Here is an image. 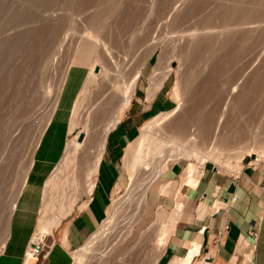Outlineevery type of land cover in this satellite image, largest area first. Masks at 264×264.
Returning <instances> with one entry per match:
<instances>
[{"label": "rangeland", "instance_id": "obj_1", "mask_svg": "<svg viewBox=\"0 0 264 264\" xmlns=\"http://www.w3.org/2000/svg\"><path fill=\"white\" fill-rule=\"evenodd\" d=\"M23 1L24 0L15 1V3L18 2L17 4H15V3H13L14 0H0V249H1V245H2L3 241H5V238H6V235H7V232H8L9 221H10V216H11L10 212H11V209H12L11 208L12 202L14 201V199H16L17 192L20 189L21 184L23 182V179H24V177L27 174L26 172L29 169L30 163L32 161V158H33L35 150H36V146H37L38 140H39V138H40V136H41V134L43 132V129L45 128L50 116L53 113V108L55 106V103H56V100H57V95H58L57 94L58 87L60 85V81L62 79V76L64 75V72H65V69H66L68 63L72 59L74 53L77 51L76 50L77 46H79V44H80L78 41H80V37L83 35L84 32L86 33L87 31H89V32H92V33L93 32L96 33V30H97L98 37L100 38L102 44L100 46L98 45V46L95 47V50H93V52H92L93 55L92 54L90 55L91 56L90 59L92 60L93 58H96L97 56L99 57V59H98L99 60V62H98L99 67L101 69L102 68L103 69H109L110 73L113 75V77H111L112 78L111 79L112 80L111 84H114V83L122 84L125 81L126 73L129 72V71L132 73L133 76H134V74H136L137 72L140 71V76H141L142 67L144 66V64L147 61L150 60L152 62V64L155 63V69H154L153 72H155V70H156L160 74H164L170 68L174 69L170 73H172V75L175 77V85H176L177 82H179V84L180 83L182 84L184 90L186 89V91H187L189 89H192L195 86L194 85L195 82H198V79L195 78V76L193 77V80L191 78L189 79V75L190 76L193 75L191 73L192 72L194 73V69L197 68L198 66L201 67V68H204L205 66L202 67V65H204V64L206 65L207 63H209V62L211 63L212 62L211 67L209 66V64H210L209 63L206 66V69L204 68L205 70L204 69L202 70L200 68L203 72H205V74L207 73L206 75L204 74V76H202V74L201 75L199 74L200 76H202L201 79H203L204 84H205V82H207L206 84H208L206 86V89L204 87L205 85L203 84L204 89L208 90L209 87L210 88L212 87L213 90H212V88L209 89L210 92L212 90V93H208V91H206L207 94H206V97H205V93L206 92L204 90V93H203V87H202V84L200 83L202 81L200 80L199 77L198 78L200 80L199 83L201 84V87H200V85H198L199 86V88H198L197 84H199V83H197L194 88L198 92L199 91L201 92V90H202V93L204 95L202 93H198L199 96L202 94L201 96L203 98L208 99L209 101L212 102V105H211V103H210L209 106L207 105V110H209L208 107H210V106L212 108L211 109L212 111L215 110L213 107H216L217 109H219L221 107L220 105H222V104L219 105V103H221L222 100H224L225 98H226L224 100L225 102L223 101L222 103L225 104L226 101H229V103H228L229 107H227V109L229 108L231 110L228 109L227 112H229V113L225 115V119H224L225 125H223V127H222V130H224L223 131V137L224 138L226 137V139L223 138L224 140H226L224 142H226V143L228 142L229 144L232 142V145L235 144V146H236L238 144V142H237L238 140L235 138L236 135H238V134L240 135V133L242 131H243L244 134L242 133L241 137H242V135H245L246 132L243 129H245L246 127L248 129H250L249 127H251V130H252L254 128L253 126L256 125V124H254L253 121H256L255 123H257V121H258V124H260V125L257 124L258 125L257 127L264 126L263 123H262V122H264V120H262V119H264V116H262L263 117L261 119L262 121L259 119V116L264 114V113L261 114V112H264V110H260L259 109L260 113L258 112V108L264 109V82H262L263 80H261V79H264V75H263L264 73H262V71L264 72V70H263V68H264V66H263L264 65V61H263L264 60V58H263L264 57V53H263L264 52V45L262 46V44H261V43L264 42V41H262V39H264L263 38L264 37V32H263L264 31V28H263L264 24L263 23L260 24V22H264V15H263V13H261L262 11L264 12V9H263L264 8V6H263L264 2L261 3V0H258V1L255 0V2H253V4L255 3V5H253L252 2H250V1H249L250 3H248L247 0L246 1L245 0H242V1L236 0L237 4L233 0H232L233 2H231L230 0H226V2L229 1L230 4L232 3L230 6L227 3L224 2L225 0L222 1L223 3H221V1H219L221 3V6H217V5L220 4L218 2V0H217V3L214 0H211V1L207 0V1L212 2V3L206 2V0L205 1L203 0V2H202V0H184V2H183V0H179L180 1L179 4L177 3L178 0H174L176 2V4H175V2L173 0H172L173 3H172L171 0L170 1L166 0L167 1V5H165V6L163 5L166 2L165 0H164L165 2L164 1L161 2L162 0H160V1L159 0L158 1L157 0H35V2H34V0H32V1L29 0L30 2H28V0H27V3L24 2V4H23ZM39 2H40V5L37 4ZM150 2H152V5L150 4ZM156 2L160 6L156 5ZM195 2L199 3L200 7L202 5L206 7L208 5V3H209V5H211V4H213V2H215L216 5H211V6H214L215 10L219 9V8H216V6L217 7H222L223 6L222 8H224V7L227 8V6H229V9H228L229 12L227 11L226 8H224L226 11L224 9H221V8L219 9V10H222V12L224 11L223 15H222L221 11L220 12L219 11L216 12L214 10V12H216L217 14L219 12L221 14V16H223V18L222 17L220 18L219 14H218L219 18H218L217 22H215V24H216L215 28L218 29L217 25L220 26L222 24L220 27L222 28V30L224 29L223 31H225L227 33L230 30V28H228L229 25L227 27L226 26L224 27L223 25L224 24L226 25L228 23V24H230L229 27H231V25L234 24V21L232 20L233 23H232L231 20H228V19L226 20V23L223 22V21L226 18H229L228 15H230V14L232 15L231 17H233V15L235 17V15L239 14L238 12H237V14H235L236 12L231 13L230 12V8L234 9V10L232 9V11H236V10L238 11L239 8H241L239 11H241L243 9H244L243 11H245V8H248V10H249V8H250V10H253L254 6L256 7V5L260 4L261 8L258 7V6H257V8L260 11L261 16L258 19H256V18H254L253 15H251L250 17H248L249 18L248 20L249 21H255L256 23L258 22V24L260 26L263 24V27L261 26V28H259V25H258V27H256L257 24L254 23L252 26L250 25L251 27L249 25H248L249 27L247 25H245L244 26L245 28H243V26L241 25L242 27L239 28L240 25H236V23H237L236 22L237 21L236 18L237 17L233 18V19H235V25L240 30H242L243 32L241 31L242 33H240V31L237 30V27H235V25H234L236 30L239 31V32H237V31L234 32L235 28L233 27L234 28L233 29L231 27V30L233 31V33H231L232 31L230 30V32H229L230 34H228V35H231V36H228V39H230V41L229 40L228 41L231 43V45L233 44V45H236V47H237L239 45L238 43L240 42L238 40H241V39L243 40L244 38L247 39L246 38L247 35L249 36V33H246L247 31H249V32L252 31V30L255 31L257 28H258L256 30L257 32H255V33H260V32H258V30L259 31L262 30L263 35H262V33L260 35H257L255 33L253 34L254 31H252L253 37H248V38H251V41H249L250 39L249 40L247 39L250 42L249 45H251L250 49H249V45L247 47V44L249 42L247 43V40L245 41V39H244L245 43H247V44H245V43H243V44L247 48L245 47V49H244V46L241 45L242 41H241V44H240L241 48L243 47V50H245V52L242 51V53L244 52L243 54L240 53L241 50H240V52L237 51L239 47L238 48H235V46H234V48L231 47L233 49L232 50L229 47L230 43L227 42V39H226L227 36H225V34H226L225 32L220 30L221 32L225 33L224 36L226 37L225 38L226 40H223L221 38V36L219 34L220 31L217 32V35H219V36H216V35H215L216 37L213 36L215 31H217V29L215 30V28L213 27L214 23L212 22V21L215 20L214 19L215 17L217 19V15L214 13L215 14V17H214L213 16L214 14H212L213 11L210 12L211 10H213V7H210V6L208 7L207 6L208 8H210V11H209L210 13L208 12L207 14L212 15L214 18L212 16H209V15L205 14L206 11H207V7L206 8L204 7L205 9L201 7V9H200L198 4L195 3ZM204 2H206L205 3L206 5H204ZM238 2H240L239 4H241L242 2H244V3L239 7L238 6L239 5ZM246 2L248 4H250V5H252L253 8L250 5H249V7L245 6V5H247ZM256 2L257 3L260 2V3L256 4ZM21 3H22V5H21ZM31 3H33L32 5H34V7L31 6L32 9L29 6ZM34 3H36V4H34ZM169 3H171L170 6L168 5ZM18 4H19V6H18ZM27 4H29V5L27 6ZM154 4H155V6H154ZM161 4H162L163 7L161 6ZM173 4H175V7H177L175 11L176 12L179 11V12L175 13V11H174L172 13L174 15L171 14L173 18L170 15L169 19L167 18V20H166L167 23H166L165 20H162L161 22H158V24H159L158 25L157 22H156V19L158 21H160L163 18L162 14L163 13H165V14L167 13V7L169 6L168 8H170L171 5H173ZM193 4H194V7L191 10H193L194 12L192 11L193 12L192 13V12H190L191 11L190 8H191V6ZM224 4H227V6H224ZM179 5H180V9H179ZM232 5H234V7H231ZM236 5L239 8L235 9ZM242 6H244L245 8H243ZM155 7H157V9L158 8L159 9L157 10ZM195 7L198 8V10H199L198 13L200 12L198 14L199 17L194 15L195 11L197 12V8H195ZM150 8H151V11H150ZM162 8H165V9L162 10ZM257 8H255V9H257ZM23 10H25L26 12H29L28 15L27 14L25 15L26 12L23 11ZM29 10H33L34 13H32L33 11H29ZM165 10H166V12H163ZM187 10H189L188 12L192 13L193 16H191L192 14L189 13V16L185 17L184 16L185 15L184 14L185 11H186V15H188ZM203 10L204 11L206 10L205 13H204ZM18 11H20V12L18 13V15H16V13ZM21 11H22V13H21ZM152 11H154L153 12L154 15L151 17L150 14L152 13ZM155 11H158L159 13H157ZM201 12H203V13H201ZM30 13H31V17H30ZM156 13H157V15H155ZM160 13H162V14H160ZM241 13H240V16H241ZM35 14H37V15L35 16ZM180 14H181V16H180ZM203 14H205V15H203ZM19 15L21 16V18H20ZM158 15L159 16L161 15V17H159ZM24 16H25V18H24ZM28 16H29V20L28 19L26 20V18H28ZM175 16H177V18ZM178 17H181L182 20L180 18H178ZM200 17H202L203 19L205 18L204 20L205 21L208 20V21H206V22L204 21L205 24L201 25V23H204V22H203V19L200 18ZM39 18H41L42 20L39 19ZM171 18H172V20H171ZM192 18H194V21L195 20L198 21L199 27H202L203 25H205V26H203V30H201V31L205 30L204 32H200V33L197 32V31H199V27L197 26L198 23H196V21H195V25L192 27V25H193L192 22H194ZM196 18H198L199 20L196 19ZM30 19H33V20L30 21ZM176 19L177 20L180 19L179 22L175 21ZM200 19H202L201 22H199ZM25 20L27 21L28 24L26 22H24ZM35 20H37L36 23L34 22ZM40 20H41V22H40ZM170 20L172 22L174 20L173 25H176L175 27L172 25ZM183 20H184V22H183ZM22 21H23V23H22ZM181 21L183 22L181 24L182 27L179 24H177V23H180ZM229 21H230V23H229ZM31 22H34L35 24L33 25ZM96 22H97V25L95 26ZM175 22H176V24H174ZM185 22H187V25L190 24V22L192 24H191V26L189 25L187 27V25L186 26L184 25V24H186ZM207 22H211V25H209V23H207ZM20 23L22 25L24 23H26V24H24L25 27H22L20 25ZM98 23H99V25H98ZM206 23H207L208 27L209 26H211V27L208 28ZM212 23H213V25H212ZM143 24L145 26H143ZM167 24L170 26V28H169V26ZM27 25H29V26H27ZM91 25H92V27L94 26V28L90 27ZM157 25H158L159 29H158ZM97 26L98 27H102V29H100L98 31L99 28L97 29ZM184 26H185V28H184ZM246 26L248 27L247 29H246ZM88 27H90V28H88ZM186 27H187V30H186ZM189 27H190V29H189ZM195 27L196 28L198 27V29H196ZM220 27H219V29H220ZM254 27H256V28H254ZM33 28L35 30H33ZM225 28H227V30L228 29L229 30L227 31V30H225ZM250 28H253V29L251 30ZM139 29H141L140 33H139ZM170 29L173 32H171ZM193 29L197 30V31H195L197 33L195 34V39H194L195 41L197 39L196 42H198V43H196V44H195V41L192 40L194 35L190 36L191 35V31L193 33H195ZM25 30L27 32H25ZM93 30H95V31H93ZM152 30H154V31H152ZM174 30H176V31L174 32ZM180 30L182 32H180ZM184 30H185V32H184ZM244 30H246V31L244 32ZM29 31H31V32L34 31V33L32 32L33 34L31 35V33H29ZM65 31H66V33H65ZM69 31H71V33H68ZM206 31H208V32H206ZM210 31H212V32H210ZM19 32H21V33H19ZM23 32H25V33H23ZM169 32H171L172 36L175 33V35H174L175 38L172 37V36L170 37L169 35H171V34H169ZM187 32H188L189 37L190 38L192 37L191 40L193 42H191V43L196 45L195 46L196 48L199 47V49H200V47L203 46V48L205 47V49H206L207 46L215 45L214 48L218 49V45L213 44L215 39H217V41L219 40L218 42H220V43L222 42L223 46L224 45H226V46H225V48L223 47L224 50L223 49H219L221 51L218 50L217 53L214 52V54L215 53L216 54L212 55V58H213L212 60L210 58H208L207 56L212 54L211 51L214 48L210 47V48H212V49H210L209 47H207V48H209L211 50L210 51L211 54L206 53V52L209 51V49L205 50L206 51L205 53H206L207 60L208 59L211 60L209 62L206 61V60H205V62L203 61L204 59H206V57L204 56L205 53H204V51H202L204 49L201 48V50L199 51L198 48H197L198 51L196 50L197 51L196 55L200 54V55L205 57V58L203 57V59H202V56H201V58H200L203 61L202 62L203 64H202V63H200L201 60L199 62L198 55H197L198 60H195V59H197L196 56L193 57V55H195L194 54L195 50H192L193 51V53H192V51L190 49H194L195 47H194L193 44L190 46L191 43H190V41H188L189 40L188 38L186 40V36H184V35H185V33L187 35ZM27 33L30 35V40H29V37H28L29 35ZM74 33L77 34V35L79 33H81V35H78L79 36L78 37ZM202 33H204V35H206L205 36L206 38H204ZM206 33H209V36H210V33H211V36L208 37V35ZM212 33H213V35H212ZM223 33L221 35L224 38ZM237 33L240 34V35H244L246 33L247 35L246 36H242L243 38H241L240 35H237L238 37L240 36L241 39H238V37H237V39H235L236 38L235 34H237ZM21 34H23V35H21ZM66 34L69 37H67ZM69 34L71 36L73 34L75 37H71ZM180 34L181 35L184 34L183 36L185 38L184 37L182 39L178 38ZM250 34H251V32H250ZM63 35H66V36H64L65 37V41L67 40V38L70 39V41H66V42H68L69 46L67 45L66 42H64L63 39H61V37L64 38ZM132 35H135V36H132ZM176 35H178V36H176ZM181 35H180V37H182ZM199 35L201 37H203L204 40L200 39L201 37H198ZM254 35L256 36L257 39L254 37ZM31 36H33V37H31ZM34 36H35V38H34ZM232 36L235 37V38L233 37L234 39L233 38L232 39L235 40V41L237 40V43L235 41H233L231 38H229V37H232ZM257 36H260L262 38L261 39L259 38V41H257L258 40ZM25 37H26V40L25 39L24 40L21 39V38H25ZM169 38H170V40L172 38L173 39L170 41ZM208 38L210 40H208ZM252 38H253V41H252ZM254 38L258 42V43L256 42V44H255L256 48H258L259 45H260V47L258 49L255 48ZM58 39H60V40H58ZM18 40H19V42H21L20 46L23 43L24 44L23 47L25 46V48L26 47H28V48L25 49V48H22V46H21V47H19L20 48L19 49L17 47V46H19ZM71 40H73V42ZM201 40H203V41H201ZM23 41L24 42L27 41V42L24 43ZM31 41L33 42V45L36 46V47H34L32 45L35 49H32L33 48L32 46H29V45L26 46L25 45V44H30L31 45ZM58 41H60L59 43L64 42V43H61V45L63 47H61V45L58 44ZM186 41H188L187 44H189V43L190 44L186 45V43H185ZM212 41H213V43H212ZM203 42H206V43L209 42L207 44H210V43H212V44L207 45L205 43V46H204ZM259 42H261V43L259 44ZM63 44H66V45H63ZM70 44H71V46H70ZM227 45H228L230 51L234 52V56H233V54H231V55L233 56V58L235 57L234 59L238 58L239 61H237V59H236V61L239 62V63L234 61V59H231V60L229 59L230 58L229 57L230 54L227 53V51H228V49H226ZM257 45H258V47H257ZM189 46H190V49L187 50ZM192 46H193V48H191ZM220 47H221V45L219 44V48ZM17 49H18V51L20 50L19 51L20 53H21V50H22V52L24 51L22 53V55L19 54ZM234 49L235 50L237 49V50L234 51ZM251 49L252 50L255 49L254 51H257V50H259V51L255 52V53H257L255 55V53H253L254 51H252ZM260 50H262V52H260ZM29 51L31 52V54H29L30 53ZM32 51L34 52V54L32 53ZM186 51L191 52L190 55L193 54L190 57L191 58L193 57L192 59L195 58L194 60L197 61L196 63H194V60H191V61H193L192 64H195V66L197 65L196 67H194L193 65H189L188 64V63H191V61H189L190 60L189 59V55L187 56V54H189V53L186 54ZM230 51H228V52H230ZM251 51H252V53H251ZM25 52H27V54H25ZM201 52L204 53V54H202ZM239 53L242 54L243 56L241 57V55ZM23 54H25V55H23ZM227 54H229V55H227ZM253 54L255 55V57L256 56L258 57V54L259 55L262 54L261 56H259L260 58L259 57H258V59H257V57L254 58L253 61L256 64H254L253 61H252V57H254V56H252ZM216 55H217V57H216ZM226 55L228 56V58H227ZM28 56L30 58H28ZM223 56H226V57H223ZM21 57H22V59H21ZM26 58H28V61L30 59L31 62H33V63H31L29 61L30 64L28 62V67H25V66L23 67L22 64L27 65V62L25 61V60H27ZM225 58L227 60L229 59L230 61L233 60V63L236 62L237 65H239L238 67L235 66L236 63L233 64L232 62H230L228 60V62L233 64V66H235L238 71L241 70L240 72L241 73L243 72L242 74H239L240 72H238L239 75L237 74L238 75L237 77L234 76V78L236 77L234 81L230 77L231 74L226 75L227 71H229L230 67L229 68L227 67L229 63L228 62H227V64L225 63L226 62ZM7 59L9 60L8 61L9 66H8V64H6L7 63L6 62ZM78 59L81 61L80 62L81 65H84L85 67H87L89 69V66L86 65L87 64L86 63V54H83V53L78 54ZM255 59H256L257 62L255 61ZM23 60L25 61V63H23L24 62ZM186 60H188V62ZM261 61H262V63H261ZM13 62L15 64H13ZM250 62L252 64H254V65L252 66L250 64ZM16 63L19 66H17ZM34 63H36V64L34 65ZM248 63H249V65H248ZM4 64L6 66H8V68H7V70H8L7 72L8 73L13 71L14 67L15 68L19 67V68H17V70L19 69L18 70L19 72L18 73H17V71L15 72L16 69L14 68V71L11 72L12 74L8 75V73L5 72V67L6 66L4 67ZM224 64H226V66ZM259 64L260 65L263 64V65L260 66ZM246 65L248 66V68H247ZM258 65L260 67H262V70L260 68H257L258 70L255 69L256 67H258ZM10 66H11V68L13 66L14 67L12 69H10ZM189 66L192 69L193 68L194 69L192 70ZM243 66H245L246 68H244ZM22 68H24V69H22ZM189 68H190V70H189ZM243 68L244 69H248V70L250 69V70L249 71H247V70L244 71ZM200 69L199 70L196 69L197 70V72L195 73V74H197L196 76H198V73H200ZM231 69L232 70H230L229 72L230 73L235 72V74H236V72H237L236 69L234 71H233L234 67H232ZM259 69L261 70L260 71L261 75L259 74ZM188 70L191 71L190 74H189ZM252 70H254V71H252ZM187 71H188V74H187ZM255 71L256 72L258 71V73H256ZM118 72H120L122 76L118 77L117 76ZM14 74L15 75L17 74V75L15 76ZM18 74H20V75H18ZM181 74H183V75L187 74V76H182L181 77ZM10 75H12V76H10ZM207 75L209 76L210 79L208 77H207L208 79L207 78H203V77H205ZM241 75H242V77H241ZM6 76H10V78L6 77ZM17 76L21 77V78H19L17 80V78H18ZM260 76H261V78H260ZM180 77L182 78V80H181ZM185 77H188L187 80L189 81V83H191V81L193 82L194 80L197 79V81H194V84H193L194 86L193 85H191L190 87L187 86V85H189V83H186L188 81L185 80ZM139 78H138V80L136 82L135 92H134V95H133L132 102H133L135 97H138L137 84H138ZM204 79H206L207 81L204 80ZM236 79H237V81H236ZM239 80H241L242 84H241V82H239ZM248 80H250V81L248 82ZM180 81H182V82H180ZM231 81L233 83H231ZM235 81L240 83L239 84V88H237V90H236L237 92L236 93H233L231 95V93L229 91H231V88H232L231 86H233ZM251 81H254V83H255V81L258 82L259 85L257 84V82L255 83L256 85H258L257 86L258 90L255 89V91H254V88L252 90L251 87L253 86L252 84H254V83L252 82V84L250 86L249 84H250ZM246 82H248L247 84L250 87L249 86L246 87ZM181 84H180V88L182 87ZM230 84H232V85H230ZM255 84H254V87H256ZM261 84L263 85L262 87H261ZM241 85L244 86L242 88H243V90L245 92L248 93V91L246 89L248 88V90H249L251 88L252 91H250V90L249 91L251 93L253 92L254 94L256 93L254 98H252L253 97V93L250 94V92H249L247 94L246 97H248V95H250L249 97H251V98H249L250 100H248V98H247V100H245V102H247V103H244V98H245L244 95H246V94H243L244 91L242 92V89H241L239 91L240 93L238 92V89L241 88L240 87ZM261 88H263V89L260 90ZM106 89H108V83L103 81L102 77H98L96 84L91 86V97H90L91 100H95V97H99V96L103 95L105 92H107ZM181 90H182V88H181ZM184 90H182V91H184ZM256 90L259 91V92H256ZM186 91H185V94H184V92L182 93V95H184L185 97H186ZM189 91H193V92H189ZM189 91L187 92L188 93L187 97L188 96L190 97L192 93H193L192 94V97H193L194 94H195L194 90H189ZM208 94H209L210 98H208L209 97ZM235 94H237L238 96H236ZM240 94H241V96H240ZM197 95L194 96V97H196L197 103H198V99L199 98L197 97ZM201 96H200V99H201ZM243 96H244V98H243ZM187 97L185 98L186 100L183 98V100H185L183 102H186V103L185 104L183 103L184 105H182L181 109H180V110H183V113H185V112L188 113L187 110L189 111V108H190V110H191V108L193 109L194 108L193 104L195 105V103H196V102H194V101H196L195 98H193L194 101L192 100V102H190L191 98H189V97L187 98ZM229 97H231L232 100ZM238 97H239L240 100L239 99H238L239 101L236 100L238 102L237 103L235 101V99H237ZM241 97H242V99H241ZM205 99H202V101H200V102H203V100L205 101ZM253 99H254V101H253ZM208 100H206V101H208ZM206 101L203 102V105H204V103L206 104ZM209 101H208V103H209ZM248 101H250V103H251V101H253V103H252L253 104L252 107L254 106L253 108H250L251 104L249 103L250 104L249 105ZM232 102H234L235 104L232 103ZM239 102H243L244 104L242 103V105H244V107L242 105H240ZM197 103H196V105H197ZM199 104L200 103H198V105ZM247 104L249 106H247ZM215 105H217L218 107L215 106ZM233 105H234V107H233ZM197 106H195V110L196 111H197V109H196ZM222 106H224V105H222ZM230 106H232L233 108H235V106L237 108H240V112H238V114L239 115L241 114L240 115L241 117H243L242 113L244 112L243 113V115H244L245 111H247L248 108L253 113L249 114L248 112H251V111L248 110L247 114H249V116L247 115V117H246V115H245L244 120L242 118V120L245 123L243 121H238V118H240V116L238 117L237 113L235 114L236 116L234 115V117L232 115L231 119L232 118L236 119L235 117H238L235 120V121H238V122L234 121L235 122L234 124L236 125L235 126L232 123L230 124V121H227L230 118L229 114L230 113L234 114L232 112L233 110L237 111L236 108L233 109ZM182 107L184 109H182ZM245 107H247L246 110H245ZM185 108H187V110ZM243 108H244V110H243ZM217 109H216V111H217ZM255 109L259 113V114H257V115H259L257 120H255L256 117H257L256 114H254V113H256ZM180 110L178 109L174 114H172V116L168 119V121H166L162 126H160V127L164 126V128L161 129L159 127L160 131L162 130L161 133L164 136H166V135L168 136L171 133H172L171 135H173L174 133L177 134L178 133V132L176 133L177 130L174 132L175 128L177 129V127H175V125L180 123L181 122L180 120H184L182 117L185 116L187 118V120H184L185 123H187L188 125H190L192 123L191 125H193V126L190 125L191 128L190 129L188 128L189 131L193 127V129L191 130V133L194 132V131H197V132H195L197 134H194V133H192V134L193 135H197V137L199 138L200 136H198V134L201 135V132L204 130L202 124L205 122V119H203L204 120L203 123L200 122L201 124L199 123V126L196 127V128H198V130H195L196 129L195 126L198 125V123L195 124L196 123L195 122L193 124V122L194 121L198 122L201 119V117H200V119L198 117L199 120L196 118L197 117L196 113H198V112L194 113L196 115V117L193 114V116H191L188 119L189 115L187 114L188 117H187L186 113L183 115L182 111H180ZM211 110H209V111L211 112ZM241 110H242V113H241ZM253 110H255V111H253ZM126 111L127 110H125V112L123 114V118L125 117ZM192 111L193 110H191L190 112H192ZM209 111H206V112H209ZM238 111H239V109H238ZM192 113H191V115H192ZM180 114L182 116H180ZM252 114H254V116H256V117L253 118V119H250V118L253 117ZM226 116H228V118H226ZM234 119H232V120H234ZM176 120H178L179 122L178 121L176 122ZM188 120H194V121L193 122H191V121L189 122ZM232 120H231V122H233ZM239 120H241V118ZM148 121H150V120H147L146 122H148ZM259 121L262 123V126H261V123H259ZM146 122H144L142 125L139 126V133H140L141 127ZM174 122L176 124H174ZM182 122L180 123L181 125L184 124V122L183 123ZM228 122L230 124V127H232V128L227 126V125H229V124H227ZM240 122H243V125ZM250 122H251V125H253V124L254 125L253 126L249 125ZM170 123L174 124V126H173L174 128L172 127L173 124L171 125ZM206 123H204V125ZM237 123H240V125L242 126V129H241V127L239 128L240 125L238 124L239 125L238 126ZM247 123H248L249 127H248V125L246 126ZM167 124H169V125H167ZM244 124H245V126H244ZM188 125L186 126V124H184V126H186V127H188ZM232 125L235 126L236 129L239 128V130L237 129L238 131L237 130L235 131V129H234V127ZM168 126H169V128H168ZM243 126H244V128H243ZM201 127L203 128V130H201ZM227 127H229V128H227ZM159 129H157V130H159ZM169 129H172V131L169 130ZM188 129L186 128V132H185L186 135L188 133V131H187ZM199 129L201 130L200 133H198ZM231 129L234 130L232 133H235L236 135H232V136L228 137V134L231 133L230 131H232ZM79 130H82V127H79L78 129H76L74 131V134L70 135L69 139H72L74 137V135ZM225 130L226 131L230 130V131L228 133ZM260 130L263 131L264 128L263 129L260 128ZM178 131H179V127H178ZM206 131L205 132L203 131L201 137H206L205 136L206 135L205 134ZM249 131H247V132H249ZM221 133H222V131H221ZM192 134H188V135L194 137ZM247 135H248V133H247ZM237 138H238V136H237ZM229 139L232 140V141L229 142ZM229 144H228V146L230 148H234L231 144L230 145L232 147ZM90 157H91V155L89 153L80 154L79 157H78V160H77L78 165H80L82 167L86 166L88 158H90ZM164 160L167 161L168 160L167 157L164 158ZM225 160H224V158L216 160V161L212 160L210 162H207L206 164L215 165L217 168H219L220 170L225 171V172L237 173L245 165L250 164L251 161H252V158L251 157H245L244 160H242V162L237 164V165H236L235 162H233V165L239 166V167H235V168L234 167L230 168L229 166H227L228 163H226L227 161H225ZM230 161H232V160H230ZM263 161L264 160H261L260 162H258V164H255L254 166H258ZM180 162H184L187 166L190 163L195 164L194 166H197L199 164L194 159H189V160H183L182 159V160H180ZM161 163H164V162H161ZM240 166H241V168H240ZM119 170L121 172V178H123L125 180V184L123 185V192L125 193V191H127L126 188H127L128 182H127V179H126V171H125V167H124V163H123V155H121V157H120ZM149 174H150V171H146L145 173L143 172L140 175V176H142V178L140 176H138V179L140 178L141 182L145 181L147 179V177H149L148 176ZM83 176H84L83 174L82 175L80 174V176H78L79 180H80L79 182L81 184V186H80V188L82 189L81 191H83V186H82L83 185L82 183H84V177ZM143 176L146 177V178H144ZM79 191H78V193H79ZM81 191L79 193L80 197L78 198L77 202L75 203L72 212L69 215H67L64 218H62L61 222L59 223V225L52 227L51 228V233L49 235H46L45 238L43 239V244H44V252H43V254L49 253L50 248L53 245L54 238H57L59 235L62 236V237H64L66 235V227H67L69 221L71 220L72 216L75 214V212H77L78 210H82L84 208L86 200L89 198V196L84 194V193L82 194ZM44 192H45V188H44ZM44 192H43V196H44ZM112 201H113V196H112ZM112 201H111V204H112ZM111 204H110V206H111ZM42 205H43V201H42ZM110 206L108 208V211L110 209ZM124 209H125V210H123L124 212L121 214L122 216L125 215L124 213H126L127 208L124 207ZM149 210L152 211L150 208H149ZM108 211H107V214H108ZM154 211L156 213V209ZM142 214L143 213H141V211H140V213L137 214V220L140 221ZM152 216H154V214L150 213L149 214V222H147V220L146 221L142 220L140 222V224L137 223L138 225L136 226V229H135V232H134L133 236L125 243V245L119 247L118 249H115L112 252H109L108 254H106L105 257H103V259L100 256H102V251H103L102 249H103V247L105 245L104 241H102V243L104 245L101 243L102 244V248H101L100 247V242H99L101 239H99V241L96 240L94 242V245H93L94 247L95 246L96 247H95V249H92L93 251L95 250L96 253L92 251L91 254H89L87 256V258L83 262V264H97L98 261L95 260V259H97V257L98 258L100 257L99 258L100 260L102 259V261H100L101 264H140L139 261H135V260H133L132 262H127V261L119 262V259L124 255V253L126 252L127 248L132 245L133 240L135 239V237L142 230L147 229L150 226L155 225L157 222L160 221L159 219L154 220L152 218ZM157 218H158V215H157ZM39 219H40V217H39ZM111 235L112 234H109V235L106 234L104 239H102V240L111 238V237H109ZM83 245H85V242L80 247H78L77 249L81 248ZM148 247H150V245H148ZM96 248H98L99 250L101 249V251H97L98 249H96ZM151 248H152V246L150 248H147V250H150ZM149 252L151 253L152 249ZM94 254H96V255L94 256ZM103 260H104V262H103ZM43 262H44V259L41 256L40 264H42ZM144 264H155V263H154V261H151V262L150 261H147V262L145 261ZM194 264H196V263H194Z\"/></svg>", "mask_w": 264, "mask_h": 264}, {"label": "bare ground", "instance_id": "obj_2", "mask_svg": "<svg viewBox=\"0 0 264 264\" xmlns=\"http://www.w3.org/2000/svg\"><path fill=\"white\" fill-rule=\"evenodd\" d=\"M15 1H19V0H14V2L13 3H15ZM30 1H32V0H30ZM29 0H28V2H30ZM158 1V0H157ZM160 1V0H159ZM164 0H162L161 2H163ZM166 1V0H165ZM164 1V2H165ZM170 1V0H169ZM168 1V2H169ZM172 1V0H171ZM174 1V0H173ZM173 1H172V3H173ZM205 1V0H204ZM209 1H211V0H209ZM209 1H207L206 0V2H209ZM214 1H216V3H217V0H214ZM219 1H221V3H223L222 1H224V0H218V2ZM231 2H236V0H230ZM240 1H242V0H240ZM246 1V0H245ZM248 1V3H250V2H252V4H253V2H255V0H247ZM250 1V2H249ZM256 1H258V0H256ZM22 2V1H21ZM24 2H26L27 3V0L25 1H23V4H24ZM34 2H35V0H34ZM37 2V1H36ZM175 2V1H174ZM179 0L177 1V3L179 4ZM183 2H184V0H183ZM199 2V1H198ZM202 2H203V0H202ZM201 2V3H202ZM206 2H204V5H206L205 3ZM225 3H227L229 6L232 4H230L229 3V1H227L226 2V0L224 1ZM264 1L263 0H261V3H263ZM18 2H16L15 4H17ZM155 3V2H154ZM160 3V2H159ZM195 3H197V2H195ZM209 3H212V2H209ZM209 3H208V7L210 6V7H213V10H211L210 11V8H208L207 6V11H206V13H205V11H204V13L206 14V15H209V14H207L209 11L210 12H212V14H216L217 15V19H216V17H215V14L212 16V15H209V16H212L215 20L214 21H212L213 23H214V28L216 27L215 25V22H217V20H218V18L220 17H222L223 18V16H221V14L219 13L220 11H221V13H222V15H223V13H224V11L222 12V10H219L220 8L221 9H224V8H226V7H224V8H222V7H217V6H221V3L219 4V5H217L216 6V8H219V9H217V10H215L214 9V6H211V5H216V3L215 2H213V4H211V5H209ZM240 2H238V4H239ZM244 2H242L241 4H239L238 6L240 7L242 4H243ZM247 3V2H246ZM245 3V4H246ZM247 3V5H245V6H248L249 7V5L250 4H248ZM258 3H260V2H258ZM257 2H256V4H258ZM20 4V3H19ZM19 4H18V6H19ZM33 3H31L30 5L29 4H27V6L29 5L30 6V8H31V6H33L34 7V5H32ZM34 4H36V3H34ZM37 4H39L40 5V2L39 3H37ZM150 4L152 5V2H150ZM170 4L171 3H169L168 5L170 6ZM175 4H176V2H175ZM175 4H173V5H171V7L170 8H168L167 7V13L165 14V13H160V14H162L163 16V18L160 20V21H158L157 19H156V22H157V24H158V22H161L162 20H167V18L169 19V17H170V15L176 10V8L177 7H175ZM183 4V3H182ZM198 4V6L200 7V4L199 3H197ZM196 4V5H197ZM203 4V3H202ZM227 4H224V6H227ZM236 4H237V2H236ZM21 5H22V3H21ZM20 5V6H21ZM26 5V4H25ZM42 5V4H41ZM156 5H158V6H160L159 4H157V2H156ZM164 6L165 5H167V1L163 4ZM223 5V4H222ZM253 5H255V3L253 4ZM260 4H258V5H256V7L254 6V8L252 7V5H250L252 8H253V10H250V8H249V10H248V8H245L244 6H242L243 8H245V11H243V10H241V11H239L241 8H239L237 5V7L235 6V9L236 8H239L238 9V11L236 10V11H232V9L230 8V12L231 13H234V12H236L235 14H237V12L239 13L238 15H235V17H234V15H233V17H231L232 15L230 14V15H228V17L229 18H226L223 22H225L226 23V20L228 19V20H233L234 21V24L233 25H231V27L233 28L234 27V25H235V19H233V18H236L237 19V23H236V25H240L239 26V28H241L242 26H243V28H245L244 26L245 25H253L254 23L255 24H257V26L256 27H258V22L256 23L255 21H249L248 19V17H250L251 15H253L254 16V18H256V19H258L260 16H261V13H263V15H264V12L262 11L261 13H260V11L258 10V8H257V6L258 7H260L261 8V5L259 6ZM16 6V5H15ZM37 6V5H36ZM154 6H155V4H154ZM157 6V7H158ZM161 6H162V4H161ZM197 6V7H198ZM229 6H227V11H228V9H229ZM263 6H264V4H263ZM40 7V6H39ZM38 7V8H39ZM157 7H155L156 9H157ZM163 7V6H162ZM193 7H194V4L191 6V8H190V10L191 9H193ZM197 7H195V8H197ZM198 7V8H199ZM202 8H204L205 6H201ZM201 7H200V9H201ZM205 7V8H206ZM231 7H234V5H232ZM153 8V7H152ZM194 8V9H195ZM198 8H197V12L195 11V13L197 14H195L194 13V15L195 16H198V14L200 13H198ZM204 8V9H205ZM251 8V9H252ZM255 8H257V9H255ZM32 9V8H31ZM159 9V8H158ZM157 9V10H158ZM163 9H165V8H162V10ZM179 9H180V5H179ZM209 9V10H208ZM264 9V8H263ZM19 10V9H18ZM153 10V9H152ZM155 10V9H154ZM214 10L217 12V11H219L218 12V14H219V17H218V14L216 13V12H214ZM225 10V9H224ZM234 10V9H233ZM23 11H25V10H23ZM29 11H33V10H29ZM150 11H151V8H150ZM178 11V10H177ZM189 10H187V13H188V15H186V11H185V17L186 16H189V13L190 12H192L193 10H191L190 12H188ZM226 11V10H225ZM20 11H18L17 13H16V15H18V13H19ZM26 12V11H25ZM36 12V11H35ZM153 12L154 11H152V13L150 14V16L152 17L154 14H153ZM155 12H157V13H159L158 11H155ZM163 12H166V10L165 11H163ZM179 12V11H178ZM178 12H176L175 11V13H178ZM194 12V11H193ZM192 12V13H193ZM209 12V13H210ZM229 12V11H228ZM242 12V13H241ZM21 13H22V11H21ZM28 13L29 12H26L25 13V15L27 14L28 15ZM32 13H34V11L32 12ZM39 13V12H38ZM157 13L155 14V15H157ZM182 13V14H183ZM192 13H190V14H192ZM201 13H203V12H201ZM226 13V12H225ZM240 13H241V16H240ZM165 14V15H164ZM205 14H203V15H205ZM21 15V14H20ZM19 15V16H20ZM24 15V14H23ZM37 14H35V16H36ZM40 15V14H39ZM172 15H174V14H172ZM172 15H171V17H172ZM202 15V14H201ZM18 16V17H19ZM34 16V15H33ZM159 16V15H158ZM180 16H181V14H180ZM191 16H193V14L191 15ZM194 16V17H195ZM239 16V17H238ZM30 17H31V13H30ZM149 17V16H148ZM159 17H161V15L159 16ZM158 17V18H159ZM176 18H177V16H175ZM199 17V16H198ZM232 19H231V18ZM20 18H21V16H20ZM24 18H25V16H24ZM157 18V17H156ZM173 18V17H172ZM172 18H171V20H172ZM178 18H180L181 20H182V18L181 17H178ZM200 18H202V17H200ZM23 19V18H22ZM29 20V16H28V18H26V20ZM35 19V18H34ZM39 19H41V18H39ZM38 19V20H39ZM180 19H176L175 21H177V22H179V20ZM193 19V21H194V18H192ZM196 19H198V18H196ZM203 19V18H202ZM202 19H200V21L199 22H201V20ZM205 19V18H204ZM203 19V22L205 21ZM24 21V22H26L27 23V21ZM31 20H33V19H30V21ZM42 20V19H41ZM41 20H40V22H41ZM170 20V22L172 23V25H173V22H174V20H173V22ZM185 20V19H184ZM184 20H183V22H184ZM187 20V19H186ZM199 20V19H198ZM223 20V19H222ZM36 21L37 20H35L34 22L36 23ZM164 21V22H165ZM189 21V20H188ZM187 21V22H188ZM196 21V20H195ZM195 21L194 22H192L193 23V25H192V27L195 25ZM206 21H208V20H206ZM205 21V22H206ZM221 21V20H220ZM219 21V22H220ZM233 21H232V23H233ZM257 21V20H256ZM34 22H31L33 25L35 24ZM39 22V21H38ZM145 22V21H144ZM163 22V23H164ZM182 21L180 22V23H177V24H179L180 26H181V24L183 23ZM187 22H185L186 24H184L185 26L187 25ZM205 22L204 23H201V25L202 24H205ZM22 23H23V21H22ZM26 23H24V24H26ZM95 23V22H94ZM166 23H167V21H166ZM170 23V24H171ZM189 23V22H188ZM191 22H190V24H188L187 25V27L190 25L191 26V24H192ZM196 23H198V21H196ZM207 23H209V25H211V22H207ZM207 23H206V25H207ZM213 23H212V25H213ZM221 23V22H220ZM229 23H230V21H229ZM261 23H263L264 24V22H260V24ZM23 24V25H24ZM28 24V23H27ZM146 24V23H145ZM174 24H176V22L174 23ZM218 24V23H217ZM263 24L261 25L262 27H263ZM20 25L22 26V27H25V25L23 26L21 23H20ZM19 25V26H20ZM97 25V22H96V24H95V26ZM98 25H99V23H98ZM102 25V24H101ZM159 25V24H158ZM158 25H157V27H158ZM161 25V24H160ZM163 25V24H162ZM168 25V24H167ZM171 25V26H172ZM200 25V26H201ZM222 25V24H221ZM220 25V26H221ZM230 26V24H224L223 26L225 27H227V26ZM235 25V27H237ZM242 25V26H241ZM20 26V27H21ZM27 26H29V25H27ZM143 26H145L144 24H143ZM142 26V27H143ZM169 26V25H168ZM174 27L176 26V25H173ZM172 26V27H173ZM179 26V27H180ZM185 26H184V28H185ZM198 27H199V23H198V25H197ZM203 26H205V25H203ZM203 26L202 27H199V31H197L196 29H198V27L194 30V32L195 31H197V32H204V31H201V30H203ZM219 25H217V27H218V29L217 28H215V30L217 29V31H215V33H214V35H213V33H212V35L214 36V37H216V36H219V35H217V32H219L220 30H222V28L220 27ZM222 26V27H223ZM228 26V28H230V30H231V27H229ZM246 26V29L249 27H247ZM250 26V27H251ZM261 26L259 25V28H261ZM34 27V26H33ZM62 27V26H61ZM90 27H92V25L90 26ZM90 27H88V28H90ZM171 27V28H172ZM182 27V26H181ZM187 27H186V30H187ZM207 27H208V25H207ZM211 26H209L208 28H210ZM219 27H220V29H219ZM234 27V28H235ZM256 27H254V28H256ZM92 28H94V26L92 27ZM99 28V29H98ZM169 28H170V26H169ZM178 28V27H177ZM233 28V29H234ZM238 27H237V30H239L240 31V33H242L243 31L242 30H240ZM242 28V29H243ZM264 28V27H263ZM29 29V28H28ZM60 29V28H59ZM97 29H98V31L100 30V29H102V27H98L97 26ZM143 29V28H142ZM158 29H159V27H158ZM183 29V28H182ZM181 29V30H182ZM189 29H190V27H189ZM188 29V30H189ZM213 29V28H212ZM251 30L253 29V28H250ZM258 29V28H257ZM256 29V30H257ZM31 30V29H30ZM33 30H35L34 28H33ZM96 30V29H95ZM95 30H93V31H95ZM171 30V29H170ZM180 30V32H182ZM224 30V29H223ZM222 30V31H223ZM225 30H227V28H225ZM229 30V29H228ZM227 30V31H228ZM230 30H229V32H230ZM236 30V28L234 29V32L235 31H237ZM249 30V29H248ZM254 31V30H252V31H254L253 32V34L255 33V32H257V31ZM23 31V30H22ZM152 31H154V30H152ZM156 31V30H155ZM160 31V30H159ZM176 30H174V32H175ZM191 31V30H190ZM189 31V32H190ZM213 31V30H212ZM212 31H210V32H212ZM232 31V30H231ZM239 31H237V32H239ZM242 31V32H241ZM246 30H244V32H245ZM252 31H250L251 32V34H250V32L249 31H247L246 33H249V36L245 33H243L244 35H240V34H235L234 36L236 37H234V36H232V37H229V38H235V39H237V35H240L241 36V38H243L242 36H246L247 35V39L249 40V41H251V38H248V37H253V35H252ZM25 32H27L26 30H25ZM25 32H23V33H25ZM33 33H34V31H32ZM31 31H29V33H31V35L33 34ZM141 32V29H139V33ZM171 32H173L172 30H171ZM171 32H169V34H171ZM178 32V31H177ZM184 32H185V30H184ZM197 32H195V33H193L192 31H191V35L190 36H192V35H194L193 36V39H192V37L190 38L189 37V35H188V32H187V35H186V33H185V35L184 36H186V40H187V38L189 39L188 41H190V43L191 42H193V41H195L194 39H195V34L197 33ZM206 32H208V31H206ZM223 32H225V31H223ZM223 32H219V34H220V36H221V38L223 39V40H226L227 39V42H229L230 41V39H228V36H231V35H228V34H230L229 32L227 33V32H225V33H223ZM258 32H260V33H255V34H257V35H260L261 33H262V30L261 31H259L258 30ZM264 32V31H263ZM19 33H21V32H19ZM65 33H66V31H65ZM68 33H71V31H69ZM67 33V34H68ZM95 32H89V31H87L86 33L84 32L83 33V35L80 37V41H78L80 44H79V46H77V53L75 52L74 53V55H73V57H72V59L70 60V62L68 63V65H67V67H66V69H65V72H64V75L62 76V79H61V81H60V85H59V87H58V92H57V100H56V103H55V106H54V108H53V112L56 110V108H57V103H58V99H59V96H60V93H61V90H62V88H63V84L65 83V81H66V78H67V74H68V72H69V70L71 69V67L72 66H75V65H81L80 64V60L78 59V54H80V53H83V54H86V65H88L89 66V69H88V75H87V77H86V79H85V82H84V84H83V87L81 88V90H80V92L78 93V97H77V99L75 100V102H74V105H73V107H72V114H71V118H70V132L71 133H73L74 134V131L76 130V129H78L79 127H82V130H79L75 135H74V137L72 138V139H69L68 140V142H67V146H66V150H65V153H64V156H63V159L61 160V162H60V164L58 165V167L56 168V170L53 172V174L51 175V177L49 178V180L46 182V185H45V192H44V196H43V205H42V208H41V212H40V219H39V223H38V229H37V233H36V235H35V238H34V241L35 242H40V241H43V239L45 238V236L46 235H49L50 233H51V228L52 227H54V226H57V225H59V223L61 222V219L62 218H64L65 216H67V215H69L71 212H72V210H73V208H74V205H75V203L77 202V200H78V198L80 197L79 196V193H80V191L82 190L81 188H80V186H81V184H80V180H79V177L78 176H80V174L82 175H84L83 177H84V183H82L83 185V191H81L82 192V194L84 193V194H86V195H91V193H92V191H93V188H94V183H93V175L97 172V170H98V167H99V164H100V161H101V158H102V153H103V150H104V147H105V143H106V140H107V136H108V134L111 132V130H113L115 127H116V125L122 120V118H123V114H124V111H125V109L130 105V102H131V100H132V98H133V95H134V92H135V86H136V82H137V80H138V78L140 77V71L139 72H137L136 74H134V76L132 75V73L129 71V72H127L126 73V78H125V81L122 83V84H119V83H114V84H111V82H112V78L111 77H113V75L110 73V71H109V69H101L100 67H99V65H98V62H99V57L97 56L96 58H93L92 60L90 59L91 58V54H92V52H93V50H95V47L96 46H100L101 44H102V42H101V40H100V38L98 37V34H97V30H96V33L94 34ZM193 33V34H192ZM223 33V36H224V34H225V36H227V38L224 36V38L222 37V34ZM231 33H233V31L231 32ZM28 34V33H27ZM64 34V33H63ZM66 34V35H67ZM75 34V33H74ZM136 34V33H135ZM182 34V33H181ZM180 34V35H181ZM207 35H208V37H210L211 36V33H210V36H209V33H206ZM19 35V34H18ZM21 35H23V34H21ZM26 35V34H25ZM29 35V34H28ZM66 35H63V37L64 36H66ZM70 35V34H69ZM75 35H77V34H75ZM78 35H81V33H79ZM77 35V36H78ZM175 33L173 34V36H172V34L171 35H169L170 37L172 36V37H174L175 38ZM180 35H179V37L178 38H183L184 36L183 35H181L182 37H180ZM202 35L204 36V38H206L205 36L206 35H204V33H202ZM216 35V36H215ZM251 35V36H250ZM262 35H263V33H262ZM261 35V36H262ZM71 36V35H70ZM132 36H135V35H132ZM176 36H178V35H176ZM197 36V35H196ZM240 36L238 37V39H241L240 38ZM27 37V36H26ZM26 37L25 38H21V39H25L26 40ZM29 37V40H30V35L28 36ZM31 37H33V36H31ZM67 37H69L68 35H67ZM66 37V38H67ZM71 37H75L73 34H72V36ZM79 37V36H78ZM198 37H201L200 35L198 36ZM197 37V38H198ZM254 37L256 38V36L254 35ZM258 37V40L257 41H259V38L261 39L262 37H260V36H257ZM15 38V37H14ZM34 38H35V36H34ZM185 38V37H184ZM226 38V39H225ZM233 38V39H234ZM255 38H254V41H255V43H254V45L256 44V40H255ZM264 38V37H263ZM20 39V40H21ZM32 39V38H31ZM61 39H63L64 40V42H66V41H70V39H68L67 38V40L65 41V37L64 38H62L61 37ZM74 39V38H73ZM79 39V38H78ZM152 39V38H151ZM173 39V38H172ZM171 39V40H172ZM193 41H192V40ZM199 39V38H198ZM200 39H203V37H201ZM232 39V40H233ZM245 39V38H244ZM244 39L242 40H238V41H240L237 45V47H236V45H231V43L229 44L230 46V48L231 47H233L234 48V46H235V48H238V52H240V50H241V52L240 53H242V51H244L245 52V50H243V47L241 48V45H243L244 46V44L243 43H245V41L247 40V39H245V41H244ZM257 39V38H256ZM28 40V39H27ZM58 40H60V39H58ZM169 40H170V38H169ZM170 40V41H171ZM175 40V39H174ZM173 40V41H174ZM204 40V39H203ZM203 40H201V41H203ZM208 40H210L209 38H208ZM216 40V41H215ZM214 40V43H213V41H212V43L213 44H216V45H218V49L216 48H214L215 47V45H210V44H212V43H210V44H207V43H209V42H203V44H204V46H205V43L207 44V45H210V46H207V47H213L214 49H212V48H210V49H212V51L209 49V48H207L206 47V49H205V47L203 48V46H201L200 47V49H199V47H197L198 48V50L200 51L201 50V48L202 49H204V50H202V51H204V53L206 52L205 50H207V49H209V51L208 52H206V53H209V54H211L210 53V51L212 52V54L211 55H209V56H207L208 58H210L211 60L213 59L212 58V55L214 54V52H216L217 53V51L219 50V49H223L224 50V48H225V46L226 45H224L223 46V43L221 44L220 42H218L217 41V39H215ZM229 40V41H228ZM247 40V43L249 42ZM62 41V40H61ZM72 42H73V40H71ZM153 41V40H152ZM188 41H186L185 43H186V45H189V44H187V42ZM196 41H197V39H196ZM195 41V44L196 43H198V42H196ZM233 41H235V40H233ZM241 41H242V44H241ZM252 41H253V38H252ZM261 41V40H260ZM262 41H264V39H262ZM18 42H19V40H18ZM24 42V41H23ZM25 42H27V41H25ZM24 42V43H25ZM60 41H58V44H60L61 45V43H64V42H61V43H59ZM71 42V43H72ZM236 43H237V40L235 41ZM20 43L21 42H19V46H17L18 48L19 47H21L22 46V48H25V46L23 47V43L21 44V46H20ZM67 43V45L69 46V44H68V42H66ZM218 43V44H217ZM234 43V42H233ZM247 43H245V44H247ZM252 43V42H251ZM258 43V42H257ZM261 42H259V44H260ZM264 43V42H263ZM263 43H261L262 44V46L264 45ZM78 44V43H77ZM193 43H191L190 44V46L192 45ZM219 44L221 45V47L219 48ZM241 44V45H240ZM250 44V42L247 44V47H248V45ZM26 46L27 45H29V46H32L33 45V42L31 41V45L30 44H25ZM63 45H66V44H63ZM194 45V44H193ZM202 45V44H201ZM253 45V44H252ZM34 46V45H33ZM32 46V47H33ZM70 46H71V44H70ZM190 46L188 47V49L187 50H189L190 49ZM196 45H194V47H195ZM34 47H36V46H34ZM32 48V49H35V48ZM61 47H63L62 45H61ZM224 47V48H223ZM227 47H228V45H227ZM226 47V49H228V51H230V49H229V47L227 48ZM245 47L246 46H244V49H245ZM246 47V48H247ZM254 47V46H253ZM257 47H258V45H257ZM259 47H260V45H259ZM258 47V48H259ZM26 48H28V47H26ZM25 48V49H26ZM191 48H193V46L191 47ZM196 48V47H195ZM190 49L191 51L192 50H195L194 52V54L195 55H193V54H191L190 55V53L191 52H188V51H186V54L187 53H189V54H187V56L189 55V61H191V60H194V59H192L194 56H196V58L197 59H195V60H198V57H199V62H200V58H201V56L202 55H200V54H197L198 55V57H197V55H196V53H197V48L196 49ZM251 48V45H249V49ZM255 48H256V45H255ZM258 48H256V49H258ZM20 49V48H19ZM232 49V48H231ZM253 49V48H252ZM251 49V50H252ZM24 50V49H23ZM30 50V49H29ZM197 50V51H196ZM233 50V49H232ZM235 49H234V51H236ZM248 50V49H247ZM255 50V49H254ZM254 50H252V51H254ZM17 51H18V49H17ZM20 51V50H19ZM18 51V52H19ZM28 51V50H27ZM31 51V50H30ZM29 51V52H30ZM219 51H221V50H219ZM227 51V53H229V54H227V55H229V59L231 60V59H234L233 58V56H234V52H232V51H230V52H228ZM252 51H251V53H252ZM257 51H259V50H257ZM257 51H254L253 53H255V52H257ZM24 52V51H23ZM22 50H21V53L19 52V54H21L22 55ZM232 52V53H231ZM237 52V53H238ZM243 52V53H244ZM260 52H262V50H260ZM32 53L34 54V52L32 51ZM36 53V52H35ZM192 53H193V51H192ZM202 53V52H201ZM204 53H202V54H204ZM206 53H205V57H206ZM215 53V54H216ZM236 53V52H235ZM239 53V54H240ZM242 53V54H243ZM259 53V52H258ZM264 53V52H263ZM25 54H27V52H25ZM25 54H23V55H25ZM29 54H31V52L29 53ZM28 54V55H29ZM32 54V55H33ZM214 54V55H215ZM231 54H233V56L231 55ZM242 54H240L241 55V57L243 56ZM257 53H255V55H256ZM93 55V54H92ZM193 55V57L191 58L190 56H192ZM225 55V54H224ZM226 55V56H227ZM255 55L253 54L252 56H254V57H252V61L254 60V58H256L255 57ZM262 55V54H261ZM261 55H259L258 54V57L259 56H261ZM30 56V55H29ZM28 56V58H30ZM204 56H202V59H203V57ZM226 56H223V57H226ZM23 57V56H22ZM22 57H21V59H22ZM204 57V58H205ZM207 57H206V59H204L203 61L205 62V60L206 61H211L210 59H208L207 60ZM215 57V56H214ZM216 57H217V55H216ZM232 57V58H231ZM258 57H257V59H258ZM28 58H26L27 60H25L26 62H27V65H24V64H22L23 65V67L25 66V67H28V62L30 61L31 62V60L29 59V61H28ZM32 58V57H31ZM34 58V57H33ZM36 58V57H35ZM227 58H228V56H227ZM240 58V57H239ZM260 58V57H259ZM264 58V57H263ZM262 58V59H263ZM24 59V58H23ZM224 59V58H223ZM226 59V58H225ZM228 59V60H229ZM237 59V61H239V59L238 58H236ZM236 59H234V61H236ZM261 59V60H262ZM20 60V59H19ZM188 60H186L187 62H188ZM194 60V63H196L197 61H195ZM228 60L226 59L225 61V63L227 64V62H228ZM229 60V61H230ZM8 59H7V63L6 64H8ZM21 61V60H20ZM24 61V60H23ZM25 61L23 62V63H25ZM202 60H201V62L200 63H202L203 62ZM236 61V62H237ZM251 61V62H252ZM255 61H256V59H255ZM264 61V60H263ZM30 62H29V64H30ZM36 62V61H35ZM192 62L193 61H191V63H188L189 65H193L194 67H196L195 66V64H192ZM230 62H232L233 63V60L232 61H230ZM230 62H228L229 64H228V68H229V71L230 70H232L231 68L232 67H234V69H233V71L236 69V74H235V72H233V73H230L229 71H227V74L226 75H229V74H233L232 76L230 75V77H231V79L234 81L235 80V78L239 75V74H242L240 71H238L237 70V68L236 67H238L239 65H237V63H239V62H234V63H236L235 64V66H233V64H231ZM250 62V64L253 66L254 64H256L254 61H253V63L254 64H252ZM257 62V61H256ZM259 62V61H258ZM31 63H33V62H31ZM207 63V62H206ZM210 63V62H209ZM209 63H207L206 65L204 64V65H202V67L203 66H205L204 68L206 69V66L209 64ZM260 63V62H259ZM261 63H262V61H261ZM13 64H15L14 62H13ZM36 63H34V65H35ZM203 64V63H202ZM226 64H224L225 66H226ZM231 64V65H230ZM12 65V64H11ZM16 65H17V63H16ZM15 65V66H16ZM33 65V64H32ZM200 65V64H199ZM211 65H212V62L209 64V66L211 67ZM230 65V66H229ZM248 65H249V63H248ZM260 65V64H259ZM258 65V67H256L255 69H257V68H260L261 70H262V67H260V66H262V65H260L259 66ZM6 65L4 64V67H5ZM8 66H9V64H8ZM8 66H6L5 67V72H7L8 70H7V68H8ZM17 66H19V65H17ZM30 66V65H29ZM84 66V65H83ZM192 66V67H193ZM208 66V67H209ZM232 66V67H231ZM247 66V65H246ZM264 66V65H263ZM14 67V66H13ZM12 67V68H13ZM21 67V66H20ZM190 67V66H189ZM199 67V66H198ZM193 68L194 69V73L192 72L191 73V71H189L190 70V68H189V74L191 73V74H193V75H189V79L191 78L192 80H193V77L195 76V78H197L198 79V82H195V84H194V81H197V79L196 80H194L193 82L191 81V83H189V81L187 80V78L188 77H185V80H187L188 82H186L185 80V82L186 83H189V85H187V86H191V85H195L196 86V84L197 83H199V81L201 80L202 82H200L201 84H202V87H203V84H204V81H203V79H201L202 78V76H204V74H205V72H203L202 70L204 69V68H201V67H199V68ZM207 67V68H208ZM244 68H246L245 66H243ZM250 67V66H249ZM11 68V66H10V69H12ZM15 68V67H14ZM14 68H13V71H14ZM17 68H19V67H16L15 69V72L17 71V73L19 72L18 70H17ZM96 68H99V70H98V72L96 71ZM202 70H201V69ZM223 68V67H222ZM227 68V69H228ZM243 68V70L244 71H249L248 69H244ZM247 68H248V66H247ZM22 69H24V68H22ZM28 69V68H27ZM192 69V68H191ZM192 69V70H193ZM196 69H200V73H198V76H196L197 74H195L196 72H197V70ZM204 69V70H205ZM209 69V68H208ZM240 69V68H239ZM259 69V74H260V70ZM172 70H174V69H172V68H170L167 72H165L164 74H160L158 71H156L155 70V72H153V74L151 75V77H150V86L147 88V94H146V100H147V102H150V101H152V99L154 98V96H155V94L157 93V91L159 90V88L161 87V85H162V83H163V81H164V79L169 75V73L172 71ZM242 70V71H243ZM258 70V69H257ZM263 70H264V68H263ZM13 71H11V72H13ZM21 71V70H20ZM23 71V70H22ZM188 71H187V74H188ZM252 71H254V70H252ZM8 73V75L9 74H12V73ZM199 72V71H198ZM203 72V73H202ZM208 72V71H207ZM238 72H240L239 74H238ZM256 72V71H255ZM6 73V74H7ZM26 73V72H25ZM256 73H258V71L256 72ZM262 73H264L263 71H262ZM5 74V75H6ZM187 74L186 75H183V74H181V77L182 76H187ZM202 74V76H200V75ZM207 74V73H206ZM205 74V75H206ZM238 74V75H237ZM247 74V73H246ZM250 74V73H249ZM252 74V73H251ZM255 74V73H254ZM15 75V74H14ZM17 75V74H16ZM15 75V76H16ZM18 75H20V74H18ZM180 75V74H179ZM244 75V74H243ZM261 75V74H260ZM264 75V74H263ZM10 76H12V75H10ZM10 76H6V77H9L10 78ZM22 76V75H21ZM25 76V75H24ZM117 76L118 77H120V76H122L121 75V73L120 72H118V74H117ZM217 76V75H216ZM234 76H236L235 78H234ZM252 76V75H251ZM254 76V75H253ZM256 76V75H255ZM18 77V76H17ZM23 77V76H22ZM98 77H102V80L103 81H105L106 83H108V89H106V91L107 92H103L104 94L103 95H101V96H99V97H95V100H91V86L92 85H94V84H96V82H97V78ZM180 77V78H181ZM200 78V80H199V78ZM209 78V76L207 75V76H205V77H203V78ZM233 77V78H232ZM241 77H242V75H241ZM19 78H21V77H18L17 78V80L19 79ZM184 78V77H183ZM194 78V79H195ZM207 78V79H208ZM245 78V77H244ZM256 78V77H255ZM254 78V79H255ZM260 78H261V76H260ZM210 79V78H209ZM230 79V80H231ZM241 79V78H240ZM178 80V79H177ZM181 80H182V78H181ZM204 80H206V79H204ZM261 80H263L262 82H264V79H261ZM207 81V80H206ZM209 81V80H208ZM236 81H237V79H236ZM235 81V83L233 84V86H231L232 88H231V91H229L230 93H231V95L233 94V93H236L237 91V88H239V82H241V80H239V82H236ZM243 81V80H242ZM247 81V80H246ZM250 80H248V82H249ZM16 82V81H15ZM180 82H182V81H180ZM184 82V83H185ZM210 82V81H209ZM248 82H246V87H248L249 85L251 86V84H252V82L254 83V81H251L250 82V84L248 85L247 83ZM257 81H255V83H256ZM197 84V86L198 85H200V87H201V84ZM207 82H205V89H206V86L208 85V84H206ZM231 83H233L232 81H231ZM244 83V82H243ZM254 83V84H255ZM181 84V83H180ZM180 84H179V82H177L176 83V85L174 86V88H172L173 90H172V92H171V98L175 101V103H176V106H175V108L172 110V111H170V112H167V113H163V114H160L159 116H157V117H155V118H153V119H151L150 121H148V122H146L142 127H141V130H140V135L138 136V138L134 141V142H132L131 144H129V146L127 147V149H126V154H125V156H124V167H125V171H126V176H127V182H128V185H127V191H125V193L123 192V188L121 187V186H117L116 187V189H115V191H114V193H113V201H112V204H111V206H110V209H109V211H108V214H107V216H106V218H105V220L103 221V223L101 224V226L89 237V240H87L86 242H85V245H83L81 248H79V249H77V250H75V251H73L72 252V259H73V264H83V262L86 260V258H87V256L89 255V254H91V252L93 251L92 249H95V247L93 246L94 245V242L96 241V240H98L99 241V239H101L99 242H100V247L102 248V241H104V247H103V251H102V256H100L102 259H103V257H105L106 256V254H108L109 252H112V251H114L115 249H118L119 247H121V246H123V245H125V243L133 236V234H134V232H135V229H136V226H137V223H138V221L139 220H137V214L138 213H140V211H141V213H143V211H144V208H145V206H146V203H147V193H148V190H149V188H150V185H151V183L158 177V176H160L163 172H165L166 170H168L178 159H181V158H185V159H187V160H189V159H194L195 161H197L199 164L197 165V166H194V167H191V169H190V171H189V173L186 175V177H185V180H184V184H185V186L186 185H191L192 184V182L194 181V179L195 178H197L198 176H199V174H200V171H199V166L200 165H203L204 163H206V162H208V161H212V160H214V161H216V160H219V159H222V158H224V160L225 161H227L226 163H228L227 164V166H229L230 168L231 167H239V166H236L237 164H239V163H241L242 162V160H244V158L245 157H251L252 158V161H251V165H255V164H258V162H260L261 160H264V130L262 131V130H260V128L261 129H263L264 128V126H262V123H263V125H264V122H260L259 121V123H261V126L262 127H257L258 125H260V124H258V121H257V123H255L256 121H253L254 122V124H256V125H251V122H250V124L249 125H251V126H253L252 128V130H251V127H249V125H248V123L246 124V126L248 125V127L250 128V129H248L247 127L245 128V129H243L245 132H246V134L245 135H242V137H241V134L243 133V131L240 133V135L238 134V135H236L235 133H232L234 130L233 129H231L232 131H230L231 133H229V131H226V132H228L229 134H228V137H230V136H232V135H236V139L238 140L237 142H238V144L235 146V144L234 145H232V142L230 143L234 148H230L229 146H228V142L226 143V142H224V141H226V140H224V139H226V137L224 138L223 137V131L224 130H222V127H223V125H225V121H224V119H225V115L226 114H228L229 112H227L228 111V109H227V107H229L228 106V103H229V101H226V103L224 104V103H222L224 100H222V102L221 103H219V105L220 104H222V105H224V106H222V105H220L221 107L219 108V109H217L216 107H213L215 110H211L212 108H211V106L210 107H208V109L209 110H211V112L209 111V110H207V105L209 106L210 105V103H211V105H212V102L211 101H209L208 99H205V98H203L201 95L204 93V87H203V93H202V90H201V92L199 91H196L195 90V86L192 88V89H189V90H194V92H195V94H194V96H196L198 93H202L200 96H201V99H200V96H199V94L197 95V97L199 98L198 99V103H200L199 105H198V103H197V99H196V97H192V94H191V96L189 97V98H191V101L190 102H192V100H193V98H195V100L196 101H194V102H196L197 103V105H196V103H195V105L193 104V109L191 108V110H193L192 112H190L191 110H190V108H189V111L187 110V108H185L186 110H187V112L188 113H186V115L188 114L189 115V117H188V115H187V117H188V119L191 117V116H193V114L194 113H196V112H198V113H196V115H197V117H196V115L194 114V116L198 119V117H199V119H200V117H201V121L199 120L198 122L197 121H194V120H188L189 122L191 121V122H193V124L195 123V124H197L198 123V125H196L195 126V128L196 127H198L199 126V123L200 122H204V120L203 119H205V122L204 123H206L205 125H204V123L202 124L203 125V128H204V130H203V128L201 127V130H203L204 132L206 131V137H201V135H202V133H203V131L201 132V135H199L198 134V136H200L199 138L197 137V135H193L192 133H194V134H197V133H195V132H197V131H194V132H192L191 133V130L193 129V127H192V129L189 131V129L191 128V126H193V125H188L187 123H185V121L184 120H187V118L185 119L184 117H182L184 120H180L181 122L183 121L184 122V124H186V126L188 125V127H186V126H184V124H180V123H178V124H176L175 122H174V124H176L175 125V127H177V129L175 128V130L173 129L174 127V124L172 125L171 123V125H172V129L174 130V132L176 131V133L177 134H173V135H166V136H164L161 132H162V130L160 131V129H159V127L160 126H162L166 121H168V119L172 116V114H174L178 109L180 110L181 109V106L182 105H184L186 102H183V101H185L186 99V97H187V92L189 91V90H187L186 91V89L184 90V88H183V86H182V84H181V88H182V90H184V91H182L181 90V88H180ZM213 84V83H212ZM241 84H242V82H241ZM254 84H252L253 86L251 87L252 88V90H253V88H254V91H255V89H257V86L259 85L258 84V82H257V84L258 85H256V87H254ZM230 85H232V84H230ZM229 85V86H230ZM212 86V85H211ZM249 86V87H250ZM263 85L261 84V87H262ZM241 88L240 89H238V92L242 89V92L244 91L243 90V88L242 87H244V86H240ZM260 87V86H259ZM198 88H199V86H198ZM212 88V87H211ZM210 87H209V89H211ZM230 88V87H229ZM251 88L249 89L250 91H252L251 90ZM188 89V88H187ZM202 89V88H201ZM208 89V88H207ZM205 90V92L206 91H208V93H212V90H213V88H212V90H211V92H210V90ZM263 88H261L260 90H262ZM199 90V89H198ZM247 91H248V93L250 92L249 90H248V88L246 89ZM258 90V89H257ZM256 90V92H259V91H257ZM182 91V92H181ZM185 91H186V97L184 96V95H182V93L184 92V94H185ZM189 92H193V91H189ZM197 92V93H196ZM229 93V94H230ZM240 93V92H239ZM247 92H245L244 91V93L243 94H246V95H244L245 96V98H244V96H243V98H244V103H247V102H245V100H247V98H248V100H250L249 98H251V97H249L250 95H248V97H246L247 96V94H248ZM253 93V92H252ZM251 92H250V94H252ZM206 94H207V92L205 93V97H206ZM238 94V93H237ZM237 94H235L236 96H238ZM256 94V93H255ZM255 94L253 93V97L252 98H254V96H255ZM190 95V94H189ZM204 95V94H203ZM234 95V96H235ZM208 96H209V94H208ZM240 96H241V94H240ZM185 97V98H184ZM187 97V98H188ZM183 98L185 99V100H183ZM208 98H210V96L208 97ZM228 98V97H227ZM230 99H231V97H229ZM234 98V97H233ZM202 99H205V101L206 100H208L209 101V103H208V101H206V104L204 103V105H203V102H205L204 100H203V102H200V101H202ZM229 99V100H230ZM239 99V97L237 98V99H235V101L236 100H238ZM241 99H242V97H241ZM91 100V101H90ZM232 100V99H231ZM240 100V99H239ZM238 100V101H239ZM234 101V102H235ZM243 101V100H242ZM253 101H254V99H253ZM253 101H251V103H250V101H248V104L251 106L250 108H253L252 107V103H253ZM188 102V101H187ZM193 102V103H194ZM225 102V101H224ZM234 102H232V103H234ZM237 102V101H236ZM184 103V104H183ZM238 103V102H237ZM242 103L243 102H239V104L240 105H242ZM243 103V104H244ZM191 104V103H190ZM235 104V103H234ZM238 104V105H239ZM247 104V106H249ZM218 105V104H217ZM217 105H215V106H217ZM192 106V105H191ZM190 106V107H191ZM195 106H197L196 107V109H197V111L195 110ZM243 107H244V105H242ZM218 107V106H217ZM230 107H232V106H230ZM233 107H234V105H233ZM232 107V108H233ZM235 108H236V110L237 111H235V110H233L232 112L234 113V114H229L230 116V118H229V120H227V121H230V124L232 123L233 125H235L234 123L235 122H238V121H243L244 120V117H245V115H246V117H247V115L249 116V114L250 113H253L251 110H249V108H248V110L249 111H251V112H248V110L247 111H245V114L243 115V113H242V110H241V113H242V116L243 117H241L239 114H238V112H240V108H237L236 106H235ZM235 108H233V109H235ZM246 108L247 107H245V110H246ZM256 108V107H255ZM182 109H184L183 107H182ZM216 109H217V111H216ZM238 109H239V111H238ZM242 109V108H241ZM259 109L260 110H264V109H262V108H258V112L260 113V111H259ZM195 110V111H194ZM229 110H231V109H229ZM243 110H244V108H243ZM256 110V109H255ZM255 110H253V111H255ZM180 111H182V113H183V110H180ZM206 111H209V112H206ZM216 111V112H215ZM190 112V113H189ZM231 112V111H230ZM247 112L249 113V114H247ZM257 112V110H256V113H254V114H256V116H254V114H252V118H250V119H253V118H255L256 117V119L255 120H257V118H258V116L259 115H257V114H259ZM185 113H183V115L185 114ZM191 113H192V115H191ZM237 113V116L239 117L240 116V118H241V120H239L240 118H238V117H235L236 119L238 118V121H235L236 119H234V118H232V119H234V120H232L231 119V117H232V115H233V117H234V115ZM262 113H264V112H261V114ZM53 114V113H52ZM200 115V116H199ZM52 116V115H51ZM51 116H50V118H49V120H48V122H47V124H46V126L49 124V122H50V120H51ZM180 116H182L181 114H180ZM179 116V117H180ZM236 116V115H235ZM262 116H264V114L263 115H261V116H259V119L261 120L263 117ZM261 117V118H260ZM226 118H228V116H226ZM242 118H243V120H242ZM249 118V117H248ZM178 119V118H177ZM181 119V118H180ZM249 119V120H250ZM231 120L233 121V122H231ZM262 120H264V119H262ZM261 120V121H262ZM178 120H176V122H177ZM209 121V122H208ZM235 121V122H234ZM246 121V120H245ZM179 122V121H178ZM182 122V123H183ZM188 122V123H189ZM244 122V121H243ZM243 122H240L242 125H243ZM249 122V121H248ZM252 122V123H253ZM224 123V124H223ZM240 123H237V125L239 124L240 125ZM245 123V122H244ZM201 124V123H200ZM227 124H229V122L227 123ZM226 124V125H227ZM230 124L229 125H227V126H229L230 127ZM258 124V125H257ZM167 125H169V124H167ZM166 125V126H167ZM180 125V126H179ZM232 125V126H233ZM238 125V126H239ZM46 126H45V128H46ZM236 126V125H235ZM235 126H233L234 127V129H235V131L238 129L239 130V128L241 127V129H242V126L240 125L239 126V128H237L236 129V127ZM237 126V127H238ZM244 126H245V124H244ZM244 126H243V128H244ZM256 126V127H255ZM178 127H179V131H178ZM229 127H227V128H229ZM44 128V129H45ZM161 129L162 128H164V126L163 127H160ZM168 128H169V126H168ZM186 128L188 129L187 131H188V133H187V135H186ZM200 128V127H199ZM230 128H232V127H230ZM44 129H43V131H44ZM157 129H159V130H157ZM172 129H169V130H171L172 131ZM206 129V130H205ZM224 129V128H223ZM195 130H198V128H196ZM200 129H199V131H198V133H200V131H201ZM237 130V131H238ZM249 131V132H247V131ZM221 131H222V133H221ZM190 132V133H189ZM225 132V133H226ZM240 132V131H239ZM238 132V133H239ZM43 133V132H42ZM247 133H248V135H247ZM80 134H83L84 135V140H83V142H79V136H80ZM188 134H192L194 137H192V136H190V135H188ZM222 134V135H221ZM227 134V133H226ZM244 134V133H243ZM41 136H42V134H41ZM41 136H40V138H41ZM196 136V137H195ZM225 136V135H224ZM237 136H238V138H237ZM40 138H39V140H40ZM224 138V139H223ZM234 138V137H233ZM234 138V139H235ZM39 140H38V143H39ZM230 141H232V140H230L229 139V142ZM235 141V140H234ZM236 142V143H237ZM38 143H37V145H38ZM234 143V142H233ZM229 144V145H230ZM230 145V146H231ZM231 146V147H232ZM83 153H89L90 155H91V157L90 158H88V161H87V163H86V166H80V165H78V162H77V160H78V157H79V155L80 154H83ZM167 157V161L166 160H164V158H166ZM230 160H232V161H230ZM161 162H164V163H161ZM233 162H235L236 163V165H233ZM31 164V163H30ZM30 167V166H29ZM240 168H241V166H240ZM28 171H29V169H28ZM28 171L26 172L27 174H28ZM146 171H150V174L148 175L149 177H147V179L145 180L144 178H146V177H144L143 179L145 180V181H140V178L138 179V176H140L141 175V173H145ZM141 172V173H140ZM27 174H26V176L24 177V179H23V182H22V184H21V187H20V189L18 190V192H17V195H16V199H14V201L12 202V206H11V212H12V210H13V208L15 207V204H16V202H17V199H18V197H19V195L21 194V191H22V189H23V187H24V184H25V182H26V179H27ZM141 178H142V176H140ZM140 181V182H139ZM80 190V191H79ZM78 191H79V193H78ZM124 193V194H123ZM127 204V205H126ZM181 204L180 203H178L177 205H176V207H175V211H174V214H173V216H172V218H171V221H170V224H174L175 222H176V220H177V217H178V214H179V210L181 209ZM124 207L125 208H127V210H126V213H124L125 215H121L124 211L123 210H125L124 209ZM11 212H10V214H11ZM150 232H153V233H156V238H155V240H154V243L152 244V252L150 253L149 251L151 250H147V240H148V238H149V236H150ZM166 232H167V227H163V226H158L155 230L153 229V227L152 228H149V229H147V230H145V232H143L139 237H137V238H135L134 240H133V243H132V245L131 246H129L128 248H127V250H126V252L124 253V255L119 259V262H124V261H127V262H132L133 260H135V261H139V263L140 264H144V262L146 261H154V263H156V261H157V258L159 257V255H160V253L162 252V250L166 247V245H167V240H166ZM106 234H112L111 236H109V237H111V238H109V239H105V240H102V239H104V237H105V235ZM242 240V239H241ZM240 240V241H241ZM4 242L5 241H3V243H2V245H1V249H0V251L2 250V248H3V246H4ZM66 241H64V243H65ZM244 242V241H243ZM246 242V241H245ZM102 243V244H101ZM240 244V243H239ZM244 244V243H243ZM246 245L248 244V243H245ZM97 245V244H96ZM94 248H93V247ZM99 246V245H98ZM244 246L242 245V243H241V245L239 246L238 245V252H240V251H242V248H243ZM249 247V246H248ZM245 248V247H244ZM243 248V249H244ZM96 249H98V248H96ZM237 250V249H236ZM97 251H101V249L99 250H97ZM148 251V252H147ZM93 252H95V250L93 251ZM198 248L197 247H193V248H191V250H190V252H189V254H187L188 256L187 257H185V258H178V257H176V258H174L171 262H170V264H192L193 263V261H194V259H195V257H196V255L198 254ZM237 252V251H236ZM96 253V252H95ZM243 254V253H242ZM96 254H94V256H95ZM98 255V254H97ZM100 255V254H99ZM248 256V255H247ZM97 257V256H96ZM95 257V258H96ZM99 257V258H100ZM235 257V256H234ZM244 257H246V255L244 256ZM98 257H97V259H95L96 261H98L97 262V264L100 262V261H102V259L100 260ZM106 259V258H105ZM234 259V258H233ZM247 258H245V260H246ZM249 259V258H248ZM94 260V261H95ZM250 260V259H249ZM95 261V262H96ZM251 261V260H250ZM103 262H104V260H103ZM233 262H235V260H233ZM248 262V261H247ZM99 264H101V262L99 263ZM203 264H207V262H203ZM243 264H245V262L243 263ZM249 264V263H248Z\"/></svg>", "mask_w": 264, "mask_h": 264}, {"label": "crops", "instance_id": "obj_3", "mask_svg": "<svg viewBox=\"0 0 264 264\" xmlns=\"http://www.w3.org/2000/svg\"><path fill=\"white\" fill-rule=\"evenodd\" d=\"M154 69L155 63L150 60L142 67L138 97L131 100L125 117L107 136L98 170L93 175L91 195L84 208L72 216L66 235L54 238L42 264L73 263L72 252L101 226L116 187L123 188L125 184L119 170L120 157L123 155L124 163L127 147L140 135L139 126L175 108L176 103L171 98L175 86L172 73L164 79L152 101L147 102L146 91ZM87 75L88 68L83 65L72 66L67 74L57 108L36 146L26 182L11 212L0 264H23L26 252L35 243L44 188L63 159L73 134L70 132L72 107ZM182 159L187 160L178 159L151 183L138 222H149V214L153 213L152 218L160 221L149 228L167 227V245L155 264H170L176 257L185 258L193 247L199 252L192 264H264V161L258 166L247 164L237 173L222 171L206 162L199 166V176L185 186V177L195 164L187 166L180 162ZM178 203L182 206L177 220L170 224ZM155 238L156 233L150 232L147 248ZM241 243L245 248L238 252ZM30 264H40V260H31Z\"/></svg>", "mask_w": 264, "mask_h": 264}, {"label": "built area", "instance_id": "obj_4", "mask_svg": "<svg viewBox=\"0 0 264 264\" xmlns=\"http://www.w3.org/2000/svg\"><path fill=\"white\" fill-rule=\"evenodd\" d=\"M43 252H44L43 241L35 242L33 246L26 252L23 260V264H30L31 260H35L36 262H39L41 256L45 260L48 257L49 253L43 254Z\"/></svg>", "mask_w": 264, "mask_h": 264}, {"label": "water", "instance_id": "obj_5", "mask_svg": "<svg viewBox=\"0 0 264 264\" xmlns=\"http://www.w3.org/2000/svg\"><path fill=\"white\" fill-rule=\"evenodd\" d=\"M99 68H96V71L98 72ZM84 140V135L83 134H80L79 136V142H83Z\"/></svg>", "mask_w": 264, "mask_h": 264}]
</instances>
